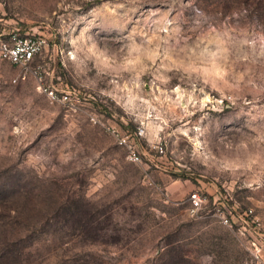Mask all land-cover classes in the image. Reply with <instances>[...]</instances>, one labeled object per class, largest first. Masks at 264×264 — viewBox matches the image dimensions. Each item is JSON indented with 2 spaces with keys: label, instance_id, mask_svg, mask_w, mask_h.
Returning a JSON list of instances; mask_svg holds the SVG:
<instances>
[{
  "label": "rangeland",
  "instance_id": "374dc122",
  "mask_svg": "<svg viewBox=\"0 0 264 264\" xmlns=\"http://www.w3.org/2000/svg\"><path fill=\"white\" fill-rule=\"evenodd\" d=\"M13 36L0 264H264V0H0Z\"/></svg>",
  "mask_w": 264,
  "mask_h": 264
},
{
  "label": "built area",
  "instance_id": "2783aa9c",
  "mask_svg": "<svg viewBox=\"0 0 264 264\" xmlns=\"http://www.w3.org/2000/svg\"><path fill=\"white\" fill-rule=\"evenodd\" d=\"M43 44L44 39L40 37L32 38L27 36H13L10 41H2L0 43V51L2 55L9 59L11 62L17 64H25L35 57ZM43 91L51 100L59 101L70 106V108L74 106L70 94L66 91L58 93L49 87H43ZM106 130L115 138L119 145L126 147V156L129 160L135 162L140 160L139 154L133 150V146L130 141V138H133L132 133L119 130L114 125H107ZM190 199L194 205H198L199 197L197 193H192L190 195Z\"/></svg>",
  "mask_w": 264,
  "mask_h": 264
}]
</instances>
